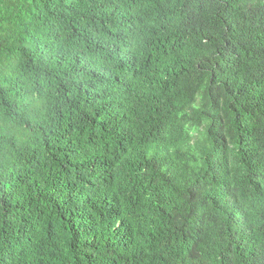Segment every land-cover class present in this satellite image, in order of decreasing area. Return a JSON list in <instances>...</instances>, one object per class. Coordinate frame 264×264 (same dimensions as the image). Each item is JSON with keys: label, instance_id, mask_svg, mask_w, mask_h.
Segmentation results:
<instances>
[{"label": "trees", "instance_id": "trees-1", "mask_svg": "<svg viewBox=\"0 0 264 264\" xmlns=\"http://www.w3.org/2000/svg\"><path fill=\"white\" fill-rule=\"evenodd\" d=\"M0 264H264V0H0Z\"/></svg>", "mask_w": 264, "mask_h": 264}]
</instances>
